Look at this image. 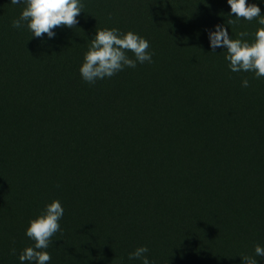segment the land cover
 <instances>
[{
    "label": "trees",
    "instance_id": "16d2710c",
    "mask_svg": "<svg viewBox=\"0 0 264 264\" xmlns=\"http://www.w3.org/2000/svg\"><path fill=\"white\" fill-rule=\"evenodd\" d=\"M80 2L74 28L36 38L12 27L25 5L0 0V264H21L53 200L51 262L146 246L150 264H264V77L231 72L208 35L251 43L259 17L227 24V0ZM105 28L146 39L153 62L84 81Z\"/></svg>",
    "mask_w": 264,
    "mask_h": 264
},
{
    "label": "clouds",
    "instance_id": "9594fccd",
    "mask_svg": "<svg viewBox=\"0 0 264 264\" xmlns=\"http://www.w3.org/2000/svg\"><path fill=\"white\" fill-rule=\"evenodd\" d=\"M13 5L24 4L25 7L19 18L12 21V27L22 28L25 23L36 38L47 35L54 38V28L66 26L74 28L78 23L76 17L80 15L84 5L80 0H10ZM231 14L235 19H229L227 24L234 25L241 18L247 21L259 17L261 25L255 32V39L249 43L243 39H232L227 28L217 25L215 31L209 32L210 47L213 52L217 48H226L225 59L229 62L233 73L252 72L254 78L264 77V15L256 4H247L246 0H227ZM241 38L248 36L247 32L238 34ZM149 42L129 31L122 33L117 28L97 29L94 39L90 41L88 51L84 55V63L79 69L84 81L95 84L98 79L111 78L124 68H135L140 64L152 63L154 52L148 51ZM134 54L135 59L128 53ZM242 87H249V80H242ZM64 209L59 200H53L46 205L43 213L30 221L26 230L27 237L35 243L26 247L19 256L21 264H48L51 260L46 251L55 233L61 231L59 221L63 217ZM15 249L12 254L15 255ZM149 249L146 246L138 247L129 254V260H142V264H150L146 255ZM255 256L264 257V247L256 245ZM242 264H258L251 256H243Z\"/></svg>",
    "mask_w": 264,
    "mask_h": 264
},
{
    "label": "rangeland",
    "instance_id": "374dc122",
    "mask_svg": "<svg viewBox=\"0 0 264 264\" xmlns=\"http://www.w3.org/2000/svg\"><path fill=\"white\" fill-rule=\"evenodd\" d=\"M129 254L124 249H119L106 254L86 257L81 264H142V260H129ZM4 264V263H3ZM10 264H14L11 262ZM48 264H65L62 262H51Z\"/></svg>",
    "mask_w": 264,
    "mask_h": 264
}]
</instances>
